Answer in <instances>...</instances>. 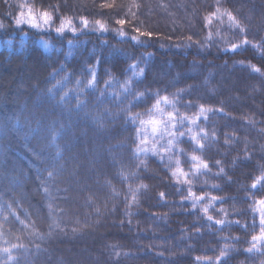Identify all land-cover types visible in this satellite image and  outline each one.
Returning <instances> with one entry per match:
<instances>
[{"label": "trees", "instance_id": "trees-1", "mask_svg": "<svg viewBox=\"0 0 264 264\" xmlns=\"http://www.w3.org/2000/svg\"><path fill=\"white\" fill-rule=\"evenodd\" d=\"M56 5H59V11L53 12V27L59 26L61 17H70L78 30L82 27L80 17L89 20L87 34L73 41H88L85 55L94 44L97 52L107 54L109 49L99 48L102 40L132 54L133 59L120 60L119 71L114 70L119 81L125 79L123 68L135 63L140 54L152 53L154 59L149 61L147 77L137 86L139 90L148 86L149 92L159 90L160 96H171L180 89L193 86L178 98L177 110L195 118L200 105L211 108L207 119L201 116L197 120L199 128L193 129L197 133L203 129L209 139L201 141L204 144L202 150L193 152L189 137H183L172 153L161 152L163 163L159 156L151 153L142 156L147 163V170H144L138 169L137 161L132 158L131 150L136 146L134 129L131 126L122 128V120L110 124L111 135L125 140L127 145L117 150L127 179L122 180L116 175L119 165L113 166L106 151L101 150L97 160V168L107 174L118 192L112 198L110 190L94 182L95 171L87 170V151L93 144L106 147L109 142L116 144L117 140L110 139L108 134L93 136L89 131L88 136L81 137L76 144L84 162L81 171L82 177H86L84 190L72 200L56 201L65 209L58 215L63 232L56 230L57 235L40 240L33 238L30 229H23L14 218H9L5 225L4 238L10 243H17L19 236V242L27 244L30 252L35 253L34 245L43 250L38 256L25 254L22 264H208L209 260L214 264L219 249L225 244L235 249L230 253L229 264H264V247L252 253L245 251L251 246V236L260 231L259 214H255L254 220L249 205L264 196V190L258 191L252 199H244L249 194L245 189L250 187L253 178L264 172V44H261L264 40V0H219V3L217 0H0V23L4 25L0 29V208L4 215H7L6 205L15 197L13 189H16V192L24 193V202L18 211L20 218L25 219L24 212L28 211L41 233L49 231L51 221L41 201L42 192L36 191L35 166L22 137L8 134L3 122L16 109L17 97L31 93V83L37 75L43 77L52 70L44 56H51L55 61V49L61 47L60 57L66 56L68 40L72 39L70 32L60 40L55 32L38 33L27 24L17 29L14 20L29 8L38 14L44 10L53 11L50 6ZM217 7L228 9L237 17L246 29V37L239 29L230 27L226 15L211 17L210 22L205 20ZM120 19L125 20L123 26L116 23ZM96 20L108 28V32L99 38L92 30ZM121 28L128 37L139 35L134 31L136 28L152 33L151 38L140 37L147 47L118 43L113 29ZM245 38L250 42L247 46L235 52L224 51ZM41 39L50 45L47 52ZM186 44L192 46L187 48ZM253 44L261 46L254 48ZM78 51L80 49L73 50L72 55ZM169 64L174 66L169 67ZM140 67L145 65L141 63ZM253 67L260 71L254 72ZM178 74V82H174L173 78ZM131 75L129 71L128 76ZM104 79L102 75L98 88L105 87ZM66 87L72 88L73 83ZM115 87L118 89L119 84ZM155 99V96L146 98V102L133 107L132 112L145 113ZM188 104L192 107H185ZM107 106L105 101L99 108L102 110ZM117 110L113 107V111ZM79 126L90 128L85 118ZM188 127L185 121L180 130L187 131ZM149 133L150 128L148 136L151 139ZM151 145L149 140V147ZM193 154L200 156L209 165L208 169L192 175L190 156ZM217 161H220L219 165ZM177 167L189 173L187 177L179 178V182L171 175ZM21 168L24 169L23 176H15L14 181L16 170ZM220 168L224 169L223 173ZM185 179L189 183H185ZM140 184L147 188L135 191ZM189 184L196 197H205L195 209L190 199H184L188 196ZM161 192L165 194L163 199L159 195ZM91 193L95 195L89 203ZM213 196L217 200L210 205ZM129 204L131 207H127ZM126 207L131 216L124 214ZM205 207H208L207 215L213 216L214 220L225 218V213L220 210L226 209L227 220H239L241 225L248 227L245 230L235 224L214 223L209 227L202 211ZM74 228L79 231L73 233Z\"/></svg>", "mask_w": 264, "mask_h": 264}, {"label": "snow or ice", "instance_id": "snow-or-ice-1", "mask_svg": "<svg viewBox=\"0 0 264 264\" xmlns=\"http://www.w3.org/2000/svg\"><path fill=\"white\" fill-rule=\"evenodd\" d=\"M217 3H219V0H217ZM50 7H53V11L44 10L38 12V14L33 13V10L29 8L27 16L24 12H21L15 18L14 24L17 29L21 25L27 24L29 28L37 30L38 33L44 31L55 32L56 37L60 40H63L64 36L70 32L72 39L68 40L69 52L61 58L60 52L63 50V47L55 49L57 57L55 61L51 56H44L47 66L52 70L43 75V77L37 75L35 81L31 83V93L26 97H17L16 109L5 117L3 123L8 134L15 133L23 139L25 150L28 152L29 159L35 166V176L38 180L36 191L37 193L42 192L41 201L47 208L48 218L51 222L49 224V231L45 234L37 229L36 223L32 220L31 214L28 211L24 212L25 219H21L18 211L19 206L24 202V193L16 192V189H13L16 195L6 205L7 215H4L2 208H0V242H2L0 243V264H22V257L25 254L38 256L43 251L39 245H34L35 253L30 252L27 244L19 242V236L16 237L17 243H10L6 240L4 238L5 225L8 224L9 218H14L23 229H30L29 234L36 239L44 240L51 238L57 235L56 230L63 232L58 221V215L64 212L65 209L60 204H57L56 201L72 200L84 190L85 185L83 181L86 180V177H82L81 175L84 162L81 161L80 153L76 150V144L81 137L88 136L89 131H91L93 136L108 134L110 139L117 140L116 144L109 142L106 147L93 144L87 151V170L89 172L95 171L96 178L94 182L104 189L110 190L109 194L112 198H115L118 192L107 174H102L97 168V160L100 151H106L108 157L112 160L113 166L119 165L116 175L122 180L127 179L123 160L117 152L118 149H123L127 145L125 140H119L116 136L111 135L112 129L109 127L110 124L115 125L117 121L122 120V128L131 126L134 129V142L136 146L131 150L132 158L137 161L136 167L144 170H147V163L146 160L141 159L142 156L147 157L151 153L153 156H159L161 163H163L164 156L161 155V152L172 153L183 137H189L193 145V152L202 150L204 144L201 141L209 139L208 134L203 129H200L199 133L194 132L193 129L199 128L197 120L201 116L207 119V113L212 111L211 108L200 105L195 118L182 115L177 110L178 98L182 97V94L193 86H189V89H180L172 93L171 96H160L159 90L149 92L147 90L148 86H145L144 90H139L137 86L147 77L150 68L149 61L154 59V54L152 53L140 54L136 58L135 63L123 68L122 74L125 76V79L122 82L119 81L114 74V70L119 71L118 64L120 60L127 61L133 59L132 54L122 49H117L110 45L108 41L102 40L99 48L109 49L107 54H104L102 51L97 52V46L94 44L91 51H88L85 55L88 41H80L79 43H73V41L78 40L79 36L87 34V30L90 28L89 20L80 17L82 27L78 30L70 17H61L59 26L53 27V12L59 11V5ZM224 15L227 16L230 27L239 29V32L246 37V29L228 9L222 10L220 7H217L215 12L210 14V17H205V20L210 22L211 17L219 18ZM116 23L123 26L125 20L120 19ZM3 28L4 25L0 23V29ZM92 30L98 34V38L100 35H105L108 32L107 26L100 20L95 21V26ZM113 31L116 34L115 39L118 43H131L133 47H147V44L140 37L147 36L151 38L152 36V33L142 32L139 28L134 29L139 35L131 37L126 36L122 28L113 29ZM208 39H211V36ZM189 40H191V37H189ZM40 43L45 52H47L50 45L43 39L40 40ZM249 43L248 39L245 38L240 43H233L230 49L226 48L224 51L235 52ZM261 44H264V40L261 41ZM261 44H253L252 47L258 48ZM191 46V44L185 45L187 48ZM75 49H80V51L76 55H72ZM69 57H71V60H69ZM141 63L145 67H140ZM173 66L169 64V67ZM137 69L139 70L137 71ZM129 71L132 73L131 76H128ZM253 71L259 72L260 70L253 67ZM102 75L106 78L104 79L105 87L98 88ZM173 79L174 82H178L179 74ZM69 83H73L72 88L66 87ZM205 83H207V80H205ZM117 84H119L118 89L115 87ZM109 88L112 91H109ZM97 92L99 93L98 95ZM150 96H155L156 99L145 113L132 112L133 107L146 102V98ZM130 97L131 99H129ZM73 100L75 101L74 103H72ZM29 101L31 102L29 103ZM105 101L108 102L109 106L101 110L99 106L105 104ZM113 107L118 110L113 111ZM185 107H192V105L188 104ZM168 109H171V111ZM144 116L148 118L145 119L143 118ZM82 118L87 119L90 128L79 126ZM185 121L188 122L189 127L187 131H181L180 129L184 127ZM149 128L151 129L152 138L151 147H149ZM160 141H165V143H159ZM225 142L227 143V140ZM158 143L159 147H157ZM190 159L192 161V168L190 170L192 175L200 173L202 169H208L209 167L198 155L193 154L190 156ZM235 163L236 161L234 160L233 164L235 165ZM177 164H179V161H177ZM217 164L219 165L220 161H217ZM223 172L224 169L220 168V173ZM23 173V168L16 170L13 180L15 181V176L22 177ZM102 175L103 179H101ZM171 175L176 177L177 182H179L180 177H187L189 173H185L177 167L175 171L171 172ZM185 183H189L187 179H185ZM19 186L17 182V188ZM213 187L218 186L214 185ZM145 188H147L146 185L140 184L135 191ZM261 190H264V172L260 176L253 178L250 187L245 189L246 193L249 194L244 199H252ZM130 191L133 190L130 189ZM61 193L63 195H60ZM94 195L95 193H91L87 202L92 203V196ZM159 195L163 199L165 194L161 192ZM184 199H190L192 207L195 209L197 203L205 199V197H196L191 191V185L189 184L188 196ZM216 200L217 197H211L209 204L211 205ZM233 200H235V197H233ZM133 202H135V196ZM127 207H131V205L129 204ZM127 207L124 214L131 216L132 213L127 210ZM249 208L254 214V220L255 214H259L260 228L258 234L251 236V246L245 249L247 253H252L264 247V196L254 199ZM202 211L206 215L209 227L213 223L215 225L235 224L245 230L248 227L247 225H241L239 220H227L226 209L220 210L225 213V218L216 220L213 219V216L207 215L208 207L203 208ZM97 214H99L98 209ZM252 227H256L255 223H253ZM72 231L76 233L79 229L74 228ZM197 232H199V229H197ZM235 239L238 240L239 238L236 237ZM5 244L8 246H3ZM14 250H16L15 253ZM233 251L235 249L225 244L219 249V254L215 257L214 264H229L231 260L230 253ZM124 255L127 256L128 253ZM199 259L198 257L197 260ZM208 264H213V261L209 260Z\"/></svg>", "mask_w": 264, "mask_h": 264}, {"label": "rangeland", "instance_id": "rangeland-1", "mask_svg": "<svg viewBox=\"0 0 264 264\" xmlns=\"http://www.w3.org/2000/svg\"><path fill=\"white\" fill-rule=\"evenodd\" d=\"M27 14H28V11H26V12H25V15H26V16H27ZM149 134H151V133H149ZM151 139H152V138H151ZM151 139H149V140L152 142V140H151ZM159 143H164V141H162V142H159ZM159 143H158V144H159ZM183 178H184V177H180V179H183Z\"/></svg>", "mask_w": 264, "mask_h": 264}]
</instances>
